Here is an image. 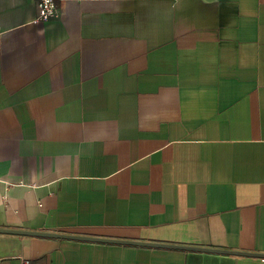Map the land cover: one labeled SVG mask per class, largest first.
Returning a JSON list of instances; mask_svg holds the SVG:
<instances>
[{
    "label": "crops",
    "instance_id": "crops-1",
    "mask_svg": "<svg viewBox=\"0 0 264 264\" xmlns=\"http://www.w3.org/2000/svg\"><path fill=\"white\" fill-rule=\"evenodd\" d=\"M36 1L0 0V229L59 236L0 264H264V0Z\"/></svg>",
    "mask_w": 264,
    "mask_h": 264
},
{
    "label": "built area",
    "instance_id": "built-area-1",
    "mask_svg": "<svg viewBox=\"0 0 264 264\" xmlns=\"http://www.w3.org/2000/svg\"><path fill=\"white\" fill-rule=\"evenodd\" d=\"M37 17L35 22H47L56 20L61 13V0H37ZM18 264H29L26 259H19Z\"/></svg>",
    "mask_w": 264,
    "mask_h": 264
},
{
    "label": "water",
    "instance_id": "water-1",
    "mask_svg": "<svg viewBox=\"0 0 264 264\" xmlns=\"http://www.w3.org/2000/svg\"><path fill=\"white\" fill-rule=\"evenodd\" d=\"M0 233H9V234H18V235H39V236H59L58 234H51V233H42V232H26V231H17V230H4L0 229ZM78 238V237H77ZM95 241H103V242H120V243H129V244H141V245H148V246H161L157 244H142V243H134V242H127V241H118V240H106V239H96ZM169 247V246H164ZM194 250L199 251H210V252H218V253H224V254H237L235 252H227V251H214L204 248H192ZM241 255L249 256L247 253H242Z\"/></svg>",
    "mask_w": 264,
    "mask_h": 264
}]
</instances>
